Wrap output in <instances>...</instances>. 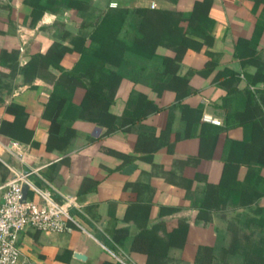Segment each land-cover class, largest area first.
I'll return each instance as SVG.
<instances>
[{
  "label": "crops",
  "instance_id": "obj_1",
  "mask_svg": "<svg viewBox=\"0 0 264 264\" xmlns=\"http://www.w3.org/2000/svg\"><path fill=\"white\" fill-rule=\"evenodd\" d=\"M69 1L49 0L28 25L30 6L0 0V58L16 61L14 73L0 65V121H12L5 109L19 105L32 132L25 143L0 134V184L14 172L34 170L27 176L31 185L56 201L70 195L77 203L69 230L18 233L20 261L208 264V252L200 248L216 246L219 236L226 245L236 216L264 206V165L256 162L264 146V0H210L206 39L181 20L177 27L191 46L184 52L172 44L157 46L151 66L140 71L122 63L109 103L101 89V98L94 94L83 106L89 60L66 51L59 71L40 57L71 48L76 37L87 46L93 22L107 11L152 3L150 8L177 16L195 0ZM137 23L128 14L123 41L136 34ZM239 39L247 40L238 45ZM52 90L65 97L58 131L67 144L45 150L49 121L42 112ZM202 113L220 123L202 121ZM227 161L236 163L227 183L242 186L249 179V200L210 189ZM33 197L27 187L25 198Z\"/></svg>",
  "mask_w": 264,
  "mask_h": 264
},
{
  "label": "trees",
  "instance_id": "obj_2",
  "mask_svg": "<svg viewBox=\"0 0 264 264\" xmlns=\"http://www.w3.org/2000/svg\"><path fill=\"white\" fill-rule=\"evenodd\" d=\"M23 1L31 8L27 18L28 25L33 24L42 15L46 9V4L49 2V0ZM78 2L76 0L69 1L70 4ZM209 6L210 0H195L190 11L178 13L177 16L166 9L147 6H138L131 10L121 8L110 10L100 15L93 22V28L87 37L89 40L87 46H83V37H76L71 39V48L61 46L53 50L48 56L40 57V59L43 63L50 64L61 71L59 61L64 52L77 50L89 60L83 72L89 81L85 85L82 106L85 100L87 101L94 94H99L98 97L101 98V89L106 91L102 98L105 100L104 103L107 104L122 77L118 69L122 63H129L140 71L151 66L150 63L157 46L172 44L176 45L174 50L178 51L180 49L182 52L191 46L187 43L182 29L177 27L181 20L185 19L192 23V31L206 39L210 33L209 28L204 29L209 20L207 16ZM128 14H135L138 23L136 34L129 42H125L120 37V31L128 18ZM246 40L239 39L238 45L245 43ZM91 58H97L101 63H93L90 61ZM0 65L6 66L13 73L16 70V61L6 64L0 58ZM94 72H97L98 75L95 80H92L91 77ZM64 101V96H59L55 90H52L44 105L42 116L49 121L47 137L43 146L45 150L62 149L67 144L66 137L58 131V117ZM5 110L13 114L14 118L10 122L0 121V134L19 142H29L32 132L24 126L26 114L23 108L10 103ZM30 143L33 144L32 141ZM259 153L262 154V158L257 157L256 162L258 165L263 166L264 146L259 149ZM235 165V162L227 161L223 166L220 180L218 183L211 184L210 189L221 192L225 188L228 194H232V198H241L245 202L251 197V193L248 191L249 179H245L242 186H235L238 183L234 180L228 183L226 181L229 177L228 173L233 170ZM252 195L258 198L260 193H252ZM202 205H205V202ZM235 220V224L233 223L230 226V239L226 245L221 244L219 236L216 240V246L200 248L208 252V264H264V206L254 205L249 207L244 210V213L237 215ZM217 247L218 250H215Z\"/></svg>",
  "mask_w": 264,
  "mask_h": 264
},
{
  "label": "built area",
  "instance_id": "obj_3",
  "mask_svg": "<svg viewBox=\"0 0 264 264\" xmlns=\"http://www.w3.org/2000/svg\"><path fill=\"white\" fill-rule=\"evenodd\" d=\"M200 119L214 125L220 123L208 113H202ZM33 171L14 172L0 184V264H23L16 244L20 231L30 228L59 233L69 230L68 223L73 222L70 209L77 206L74 197L65 195L60 201L54 200L48 190L29 183L27 176ZM22 184L32 189L33 198L21 199Z\"/></svg>",
  "mask_w": 264,
  "mask_h": 264
},
{
  "label": "water",
  "instance_id": "obj_4",
  "mask_svg": "<svg viewBox=\"0 0 264 264\" xmlns=\"http://www.w3.org/2000/svg\"><path fill=\"white\" fill-rule=\"evenodd\" d=\"M26 191H27V185L26 184H22V187H21V199L22 200L25 199Z\"/></svg>",
  "mask_w": 264,
  "mask_h": 264
}]
</instances>
